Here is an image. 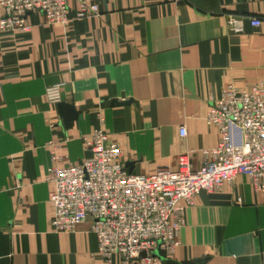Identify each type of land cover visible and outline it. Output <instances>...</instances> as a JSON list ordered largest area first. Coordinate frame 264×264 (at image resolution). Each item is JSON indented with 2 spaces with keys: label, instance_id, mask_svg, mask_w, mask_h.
Returning a JSON list of instances; mask_svg holds the SVG:
<instances>
[{
  "label": "crops",
  "instance_id": "0c3cea01",
  "mask_svg": "<svg viewBox=\"0 0 264 264\" xmlns=\"http://www.w3.org/2000/svg\"><path fill=\"white\" fill-rule=\"evenodd\" d=\"M97 4V16L66 27L31 14L29 32L0 36V264H104L89 219L50 228L48 170L88 157L82 136L101 129L131 173L176 169L181 154L195 170L219 140L204 123L210 102L227 86L264 84V0ZM228 16L242 18L241 32ZM53 86L78 114L67 128L46 97ZM179 241L159 264H264V193L244 175L201 192Z\"/></svg>",
  "mask_w": 264,
  "mask_h": 264
},
{
  "label": "built area",
  "instance_id": "2783aa9c",
  "mask_svg": "<svg viewBox=\"0 0 264 264\" xmlns=\"http://www.w3.org/2000/svg\"><path fill=\"white\" fill-rule=\"evenodd\" d=\"M0 10V36L29 32L31 14L41 15L48 25L66 27L99 11L97 0H0ZM226 24L231 32L242 31L240 17L228 16ZM45 93L58 103L55 86ZM204 123L217 129L219 140L201 150V166L194 170L188 154H181L176 169L158 168L152 175L129 172L118 146L106 144L101 129L82 136L88 157L48 170L51 230L71 233L89 219L96 254L104 264H159L179 247L185 211L198 194L216 191L239 175L248 178L255 192L264 193V84L227 86L210 102ZM178 133L186 136L183 125ZM50 156L53 163L61 160L53 150Z\"/></svg>",
  "mask_w": 264,
  "mask_h": 264
},
{
  "label": "water",
  "instance_id": "95a60500",
  "mask_svg": "<svg viewBox=\"0 0 264 264\" xmlns=\"http://www.w3.org/2000/svg\"><path fill=\"white\" fill-rule=\"evenodd\" d=\"M125 103L126 102L117 103V105L123 106V105H126ZM56 108H57L59 115L61 116L62 124L64 128H67L68 124L75 121L78 117V114L74 109V106L70 103L59 102L56 104ZM125 166L128 168L129 171H131L133 168V163L127 162Z\"/></svg>",
  "mask_w": 264,
  "mask_h": 264
}]
</instances>
